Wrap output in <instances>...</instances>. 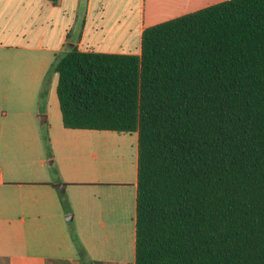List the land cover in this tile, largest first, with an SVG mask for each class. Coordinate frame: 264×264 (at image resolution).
I'll return each instance as SVG.
<instances>
[{
  "label": "trees",
  "instance_id": "obj_1",
  "mask_svg": "<svg viewBox=\"0 0 264 264\" xmlns=\"http://www.w3.org/2000/svg\"><path fill=\"white\" fill-rule=\"evenodd\" d=\"M52 74L65 129L138 135L135 264H264V0L148 27L140 55H58L42 103Z\"/></svg>",
  "mask_w": 264,
  "mask_h": 264
},
{
  "label": "crops",
  "instance_id": "obj_2",
  "mask_svg": "<svg viewBox=\"0 0 264 264\" xmlns=\"http://www.w3.org/2000/svg\"><path fill=\"white\" fill-rule=\"evenodd\" d=\"M223 1L0 0V49L14 51L0 57V264H83L71 229L89 264H135L138 135L65 129L58 75L42 103L44 78L73 49L140 55L146 28Z\"/></svg>",
  "mask_w": 264,
  "mask_h": 264
},
{
  "label": "rangeland",
  "instance_id": "obj_3",
  "mask_svg": "<svg viewBox=\"0 0 264 264\" xmlns=\"http://www.w3.org/2000/svg\"><path fill=\"white\" fill-rule=\"evenodd\" d=\"M11 53H14V51L13 52H11L9 49H0V57H1V55H8V54H11ZM7 66H6V69L7 70H9L10 69V64L8 63V62H4ZM5 65L4 64H1L0 65V67L2 68V67H4ZM16 68H21V69H24L25 67L24 66H20V64L19 65H17L16 66ZM12 70V69H11ZM45 79V78H44ZM49 85V84H48ZM135 136L133 135V134H131V136L129 137H127V139H132V138H134ZM128 142H125V143H122L121 142V144L120 145H118V146H120V150L122 151V152H124V150L126 149H134V147H131V148H129V146H128ZM131 146H133L132 144H131ZM99 154H100V157L98 158V163L99 164H104L105 166H109L108 165V162H109V159L111 160V158H113V157H115V156H117V155H115L116 154V152L115 151H112V149H108V150H105L103 153H101V152H99ZM111 168V167H110ZM112 174H114V172L112 171Z\"/></svg>",
  "mask_w": 264,
  "mask_h": 264
},
{
  "label": "water",
  "instance_id": "obj_4",
  "mask_svg": "<svg viewBox=\"0 0 264 264\" xmlns=\"http://www.w3.org/2000/svg\"><path fill=\"white\" fill-rule=\"evenodd\" d=\"M54 188L57 190L59 194H63L65 191V185L64 184H55ZM72 219V216L66 217L67 221H70Z\"/></svg>",
  "mask_w": 264,
  "mask_h": 264
}]
</instances>
